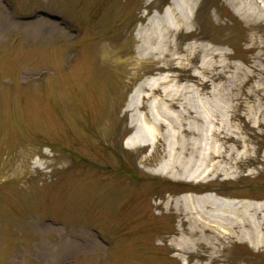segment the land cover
<instances>
[{"label": "rangeland", "instance_id": "374dc122", "mask_svg": "<svg viewBox=\"0 0 264 264\" xmlns=\"http://www.w3.org/2000/svg\"><path fill=\"white\" fill-rule=\"evenodd\" d=\"M170 1L0 0V264H264V240L254 248L246 236L218 245L215 257L205 244L206 256L168 247L183 193L264 204V120L253 113L264 108V18L239 16L231 0H197L192 23L172 36L177 59L162 68V51L142 52L139 35ZM201 42L231 64L227 78L198 87L201 98L235 95L260 69L244 86L261 89L260 100L233 121L252 161L227 175L172 178L162 172L170 132L138 149L125 142L160 93H136L138 110L127 104L163 75L167 90L196 85L208 56L190 62L187 49Z\"/></svg>", "mask_w": 264, "mask_h": 264}, {"label": "bare ground", "instance_id": "6f19581e", "mask_svg": "<svg viewBox=\"0 0 264 264\" xmlns=\"http://www.w3.org/2000/svg\"><path fill=\"white\" fill-rule=\"evenodd\" d=\"M252 3L255 7H252ZM230 5L239 16L243 17L245 14L264 18V0H231ZM196 6L197 0H171L169 6L160 14H154L141 27L143 33L139 36L145 41L140 50L152 54L158 52L156 49H160L164 54L162 68L166 65L172 67L173 61L177 59L174 54L178 49L172 41V36L177 30L176 25L178 23L189 27ZM187 51L190 62L197 58L199 52L208 56V59H203L195 69L192 79L197 80L196 85L186 84L178 89L167 90L162 85L172 78L165 75L140 83L135 93L129 97L127 107L131 110H138L140 107L134 102L138 92L143 93L148 89L152 90V94L160 93V96L152 101L151 107L149 106L145 125L139 126L133 133L135 136L127 139V147L138 149L141 144H151V141L157 144L162 138L160 130L166 129L171 133L172 139L165 149L163 173L172 178L192 179L202 176L206 178L214 173H236L239 168L252 161V157L246 137L233 121L250 114L249 109H246V113H240L239 106L244 107L249 101L260 100L256 96L261 89L244 88L258 69L255 66L252 72L247 73L246 80L240 85L237 94L220 93L218 100L212 101L201 98V90L198 87L204 88L213 81L227 78V69L231 64L222 60L221 62L217 58L227 54L217 52L206 42L193 44ZM222 87L220 83L218 89ZM188 93L190 95L185 96ZM212 94L215 95V92ZM145 96L146 94L142 97ZM210 106H219L218 113ZM258 106L254 108L253 113L260 123V120H264V108H261L260 102ZM131 125L136 127L138 122L133 118ZM173 202L180 226L168 247L180 256L191 253L205 255L200 251V246L205 244L206 249L212 251L209 256L215 257L219 252L217 246L236 236L248 237L253 241L250 245L254 248L264 240L262 203L226 199L210 192L183 193ZM166 204L171 207L170 201Z\"/></svg>", "mask_w": 264, "mask_h": 264}]
</instances>
